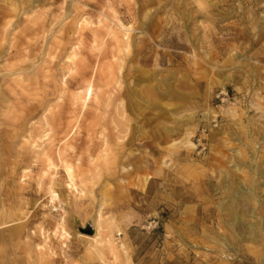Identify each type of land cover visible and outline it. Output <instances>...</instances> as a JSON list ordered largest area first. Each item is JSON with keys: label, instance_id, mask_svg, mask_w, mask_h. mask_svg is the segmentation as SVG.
I'll list each match as a JSON object with an SVG mask.
<instances>
[{"label": "rangeland", "instance_id": "rangeland-1", "mask_svg": "<svg viewBox=\"0 0 264 264\" xmlns=\"http://www.w3.org/2000/svg\"><path fill=\"white\" fill-rule=\"evenodd\" d=\"M0 92V264H264V0H0Z\"/></svg>", "mask_w": 264, "mask_h": 264}, {"label": "bare ground", "instance_id": "bare-ground-1", "mask_svg": "<svg viewBox=\"0 0 264 264\" xmlns=\"http://www.w3.org/2000/svg\"><path fill=\"white\" fill-rule=\"evenodd\" d=\"M128 31V30H127ZM165 45H167L168 47H170V48H173V49H182V50H186L187 49V47L185 46V45H183V44H181V43H179V42H177V41H175V39L174 38H168L167 40H165ZM164 55H166V56H168L169 57V60L171 59L170 57H171V55L170 54H168V53H166V54H163V56ZM175 57H180L179 55H176ZM198 60H199V62H200V58H198ZM161 62H163L162 60H160L159 61V63H161ZM169 63H171V61H168V64ZM204 65H205V62L203 63V62H201V63H197L196 64V67H198L197 69H199L200 70V72H202L203 74H202V76H203V78H207V79H209L208 77H210V76H207V75H211L213 72L210 70V71H208V70H206V69H204L203 67H204ZM154 80L153 79H151V80H149V83L151 84L152 82H153ZM196 84V86L197 87H201L202 85H201V83L200 82H196L195 83ZM211 82L209 81V82H207V87H210L211 85ZM152 87H155V85L153 84L152 85ZM169 87V86H168ZM170 89V87L168 88V89H165L166 90V92H168V90ZM88 90H89V93H88V95L90 96L91 95V90H92V87L91 86H89L88 87ZM84 100V99H83ZM3 102H4V96H2V92H0V108L2 107V104H3ZM0 114H1V109H0ZM1 144V143H0ZM0 148H1V145H0ZM1 164V163H0ZM65 167V171H66V174L68 175V177L70 178V179H72L73 180V169H72V167L71 166H69V165H65L64 166ZM225 177H226V175H225ZM224 184L225 185H228V182H227V180H226V178L224 179ZM240 188V187H239ZM241 189V188H240ZM55 196V195H54ZM236 200H238L239 202H243L244 204H246V203H248V202H250V200L248 199V195H247V197H243V196H239L238 195V197L237 198H234V203L236 202ZM227 209V211L228 212H230V209L227 207L226 208ZM231 213V212H230ZM233 219H234V222H232L231 223V225L230 226H234L235 224L234 223H240V222H244V221H246L245 220V217L244 216H240V215H237V214H234L233 215ZM1 220V219H0ZM2 223H0V225H1ZM98 225V224H97ZM97 229H98V227H97ZM254 226H250V227H248V236H249V238L250 239H252V240H254L255 239V237H256V234L254 235ZM4 240V238H3V235H1L0 234V242H2ZM110 242V241H109ZM226 242H224L223 244H225Z\"/></svg>", "mask_w": 264, "mask_h": 264}]
</instances>
